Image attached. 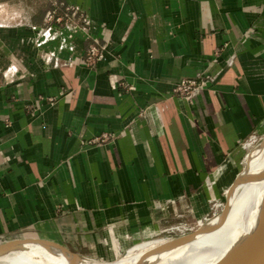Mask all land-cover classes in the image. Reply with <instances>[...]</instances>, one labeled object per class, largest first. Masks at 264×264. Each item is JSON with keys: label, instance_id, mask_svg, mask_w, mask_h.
<instances>
[{"label": "crops", "instance_id": "crops-1", "mask_svg": "<svg viewBox=\"0 0 264 264\" xmlns=\"http://www.w3.org/2000/svg\"><path fill=\"white\" fill-rule=\"evenodd\" d=\"M35 2L24 22L25 5H0V239L117 256L189 204L207 213V180L264 122V0H50L87 26L46 44L54 8Z\"/></svg>", "mask_w": 264, "mask_h": 264}, {"label": "bare ground", "instance_id": "bare-ground-1", "mask_svg": "<svg viewBox=\"0 0 264 264\" xmlns=\"http://www.w3.org/2000/svg\"><path fill=\"white\" fill-rule=\"evenodd\" d=\"M53 32L57 36L59 35L57 32L52 31L50 32L51 36H53ZM263 144L264 142L256 150L258 151ZM259 165L260 163L255 168L252 178L248 181L250 187L247 188L243 195L241 194L238 202L232 206L237 193V180L228 194L229 200L224 211L214 218L211 223L208 222V225L189 235L182 242H176V238L171 239V237L153 239L136 244L127 254H125L126 250H124L125 252L121 253L124 260L104 261L93 260L89 257L77 255L78 253L74 252L70 253L66 247L60 244H48L45 242L46 240L38 238L21 239V241L10 239L7 245L0 250V258L5 255L15 254L17 256L26 255L36 259L39 254L44 262L8 264H223L251 238L264 219L263 213H251L245 209L250 203H255L256 209L264 208V169L257 180L259 182L258 187L262 189L263 194L260 197H256V200L254 196V200H251L243 207L258 174ZM58 246L69 251L68 253L71 255L70 262L60 261L54 263L47 258L48 253L57 252L55 248ZM145 252H152L151 256L153 257L146 262H142L140 258ZM231 264H246V257L237 258Z\"/></svg>", "mask_w": 264, "mask_h": 264}, {"label": "rangeland", "instance_id": "rangeland-1", "mask_svg": "<svg viewBox=\"0 0 264 264\" xmlns=\"http://www.w3.org/2000/svg\"><path fill=\"white\" fill-rule=\"evenodd\" d=\"M2 3H5V4H2ZM33 3H34V0H0V5L6 6V4H10L14 8H20V7L24 8V5L26 6L25 8L27 10V13H26L25 18H27V19L22 18V15L19 17H16L17 14L14 12L13 16H15V17H13V19H11V22H16V21H20V20H23V22L29 21V20L33 21L35 16H33L34 13L31 12V9L29 8V7H32ZM35 3H36V6L38 5L41 9H44V8L45 9L46 8L53 9L54 8V6H50L51 5L50 0H36ZM14 8H13V10H15ZM71 8H73V7L68 6L64 9L61 7L57 8L58 14L60 16H63V20H61L60 22H57L54 20H49L48 15L46 16V22L47 23H46V26H44L42 33L40 35V39L42 40L41 44H46V43H48L49 40H51V39L54 40V39L58 38L56 36L55 37L51 36L50 32H52V31L59 32V31L63 30L65 27H69L70 30L73 32L75 27L77 25H79L82 28V30L84 31V27L87 26L86 21H85V17L82 16V12L79 11L77 8H74V9H71ZM65 13H68V17H66ZM2 16H3V14L0 12V21H1ZM23 16H25V15H23ZM5 18H7V17H5ZM51 27L54 30L52 29L50 31ZM75 30H78L77 32L79 33L80 29L77 28ZM68 34H70V33H68ZM0 80H1V78H0ZM263 142H264V122L261 124V126L258 128V130L253 132L247 139H245L241 143L242 156L240 159L241 162L239 164V168L236 170L234 169L231 172H229L227 170V168H223L222 170H220L221 174L217 175L216 178L207 180L205 191H204L208 195H210V197H209V209L207 210L208 211L207 213H204V214L198 216L195 213L193 207L189 204L178 215L168 219L166 222L161 224L160 227H155V230H153L151 232H147V233L143 232V233H146V235H145L146 237H141L140 239L135 240V241H133L131 239V241L128 242V245H126L127 249L133 244L143 243V242H147V241H150L153 239H159V238H166L167 239V237L168 238L171 237V239L176 238V242L177 241L182 242L189 235L195 233L200 228L205 227L206 225L211 223L214 218H216L218 215H220L224 211V209L227 205V202L229 200L228 194L231 191V188L233 187V185L236 183L237 179H238L237 184H236V187H237L236 192L237 193H236V197L232 203V206L238 202L241 194L243 195L244 192L247 190V188L250 187L248 181L252 178L254 171H255V168L257 167L258 163H260L259 168H258V174L256 175V178L253 182V186L251 188V191H250V193L246 199L245 205L243 207H245L251 200L253 201L254 196H255V200H256V197H260L263 194V191L260 187H258L259 182L257 180H258V178H260L261 172L264 169V161H263L264 144L258 151L256 149L258 147H260ZM253 206H254V208H253ZM255 206H256L255 203L254 204L250 203L246 206L245 209H246V211L251 212V213L252 212H258V213L264 214V208L256 209ZM114 233L115 232H113L111 237L113 238L115 245H116ZM23 237L20 236V237H16V238L21 239ZM16 238H13V239H16ZM24 238H37V237L27 236ZM8 239H12V238L0 239V242H5V240H8ZM45 242H47L48 244H54V242L48 241V240H46ZM48 246H51V245H48ZM113 248H114L113 245H111V249H110L111 253L107 252L106 254H103V252H101V251L99 253L91 251L84 256H87L93 260H96V259L101 260L102 259V260H106V261H114V260L118 259V255H119L118 251L120 252V255H121V253H124L125 251H124V248L121 250L118 249L117 256H115ZM55 249L57 250V252H55L53 250L54 251L53 253L50 252L47 254V258L49 260H52V262H54V263L60 262V261H67V262L71 261V257H70L71 255L68 252H64V250H59V249H57V247ZM17 252H20V251H17ZM127 253H128V251L125 252V254H127ZM145 253H146L147 259H145L144 262L147 260H150L153 257V256H151L152 252H145ZM9 255H7V256L5 255V256L1 257L0 263H7V264L8 263H44L39 254L36 257V259H33L32 257L26 256V255H21V256H17L15 254H11L10 256ZM57 257H59V258L57 259ZM69 259H70V261H69Z\"/></svg>", "mask_w": 264, "mask_h": 264}, {"label": "built area", "instance_id": "built-area-1", "mask_svg": "<svg viewBox=\"0 0 264 264\" xmlns=\"http://www.w3.org/2000/svg\"><path fill=\"white\" fill-rule=\"evenodd\" d=\"M65 14L66 17H68V13ZM48 19L60 22L63 20V16L58 14L57 8H54L48 13ZM101 57H103V49L94 45L90 47L86 57L83 58V63H85V65H90ZM214 81L215 76L212 75H204L199 78H186L179 82L173 91L175 95L185 99H191L198 95L206 85Z\"/></svg>", "mask_w": 264, "mask_h": 264}, {"label": "water", "instance_id": "water-1", "mask_svg": "<svg viewBox=\"0 0 264 264\" xmlns=\"http://www.w3.org/2000/svg\"><path fill=\"white\" fill-rule=\"evenodd\" d=\"M13 239V238H12ZM29 239V238H21ZM20 238L14 240L21 241ZM5 240L0 244V250L7 245L9 241ZM70 251V250H69ZM71 252V251H70ZM246 257V264H264V219L253 233L251 238L243 244L238 250L229 257L223 264H231L237 258Z\"/></svg>", "mask_w": 264, "mask_h": 264}]
</instances>
